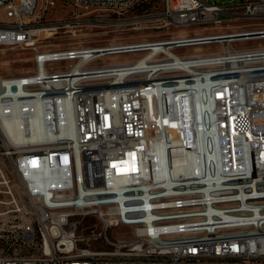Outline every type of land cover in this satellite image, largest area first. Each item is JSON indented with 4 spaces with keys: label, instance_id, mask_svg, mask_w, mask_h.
Listing matches in <instances>:
<instances>
[{
    "label": "built area",
    "instance_id": "obj_1",
    "mask_svg": "<svg viewBox=\"0 0 264 264\" xmlns=\"http://www.w3.org/2000/svg\"><path fill=\"white\" fill-rule=\"evenodd\" d=\"M3 48L0 120L48 138L0 123V264H264V0H0Z\"/></svg>",
    "mask_w": 264,
    "mask_h": 264
},
{
    "label": "rangeland",
    "instance_id": "obj_2",
    "mask_svg": "<svg viewBox=\"0 0 264 264\" xmlns=\"http://www.w3.org/2000/svg\"><path fill=\"white\" fill-rule=\"evenodd\" d=\"M210 3H215L218 5H223V4H237L240 0H208ZM11 2L19 6L20 5V0H11ZM59 7L54 8L50 12V17L51 18H56V17H66L70 13V8L68 7H63L61 3L58 5ZM207 33H212V31H208ZM83 39V38H82ZM65 40L64 38H59L56 39L55 41H61ZM66 40H69L66 38ZM82 44L85 46L91 45L90 40H81ZM69 41H67L68 43ZM255 43V42H251ZM181 52L185 53H192V49H185L182 50ZM33 53L31 51H25L21 49H7L3 48L0 49V77H7V76H18L22 74H26L30 71H33L35 68V64L32 60ZM2 143L0 141V152L3 150L1 147ZM0 170L3 172V175L6 176L7 179L14 180L15 176L13 173V166L11 165L8 160H6L4 157H0ZM3 179L2 176L0 175V202L3 203L4 205H0V211L1 212H6L8 210L7 203L9 201V197L3 193V190L5 189L4 186H2ZM17 195H19L17 193ZM91 223H93V220L87 219L84 222V226H88ZM131 230L128 229L127 227H121L119 229H115L111 231L112 236H118V235H124L125 239H130L131 234L129 233Z\"/></svg>",
    "mask_w": 264,
    "mask_h": 264
},
{
    "label": "bare ground",
    "instance_id": "obj_3",
    "mask_svg": "<svg viewBox=\"0 0 264 264\" xmlns=\"http://www.w3.org/2000/svg\"><path fill=\"white\" fill-rule=\"evenodd\" d=\"M200 100L197 99V102ZM199 104V103H198ZM40 108L37 107V111L35 113V116L32 117L31 123L29 125V128L27 129L25 125L24 119L19 115H12V118H6L5 116H2V120H0L1 125H3L6 134H9L13 136V139L17 142H22L24 144H32L34 142L39 141L40 139L48 138L47 129L45 126V121L42 119L41 112L39 110ZM60 116L62 117V124L64 125L65 120V114H63V111L61 110ZM37 118V119H36ZM29 130V134L27 135V131ZM62 134L68 133L69 130L63 126L62 128ZM197 159L192 158L189 160V164L191 166H194ZM126 171H131L134 169V165L131 164V162H128ZM40 181H47V177L42 175L39 177Z\"/></svg>",
    "mask_w": 264,
    "mask_h": 264
}]
</instances>
